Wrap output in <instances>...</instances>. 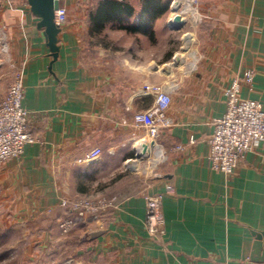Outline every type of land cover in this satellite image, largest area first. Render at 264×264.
I'll list each match as a JSON object with an SVG mask.
<instances>
[{
  "label": "crops",
  "instance_id": "0c3cea01",
  "mask_svg": "<svg viewBox=\"0 0 264 264\" xmlns=\"http://www.w3.org/2000/svg\"><path fill=\"white\" fill-rule=\"evenodd\" d=\"M101 1L61 0L69 18L55 62L28 0L0 7L13 67L0 66V99L23 68V106L39 139L0 168V240L27 242L26 264H264V240L255 252L264 234V144L232 176L209 161L225 90L246 70L254 81L242 82L240 95L264 109V0H199L205 19L192 35L193 72L171 66L173 51L164 52L169 12L151 24V40L124 29L145 21L143 0H130L134 15L111 19L98 34ZM147 85L170 87L174 122L159 138L168 151L163 176L149 189L125 164L146 138L134 117L154 104ZM96 148L101 159L86 162ZM147 195L162 197L163 241L146 230ZM84 197H116L120 205L63 235L60 222L76 215L62 202ZM96 231L104 234L92 239Z\"/></svg>",
  "mask_w": 264,
  "mask_h": 264
},
{
  "label": "built area",
  "instance_id": "2783aa9c",
  "mask_svg": "<svg viewBox=\"0 0 264 264\" xmlns=\"http://www.w3.org/2000/svg\"><path fill=\"white\" fill-rule=\"evenodd\" d=\"M129 2L130 0H118ZM187 0H172L167 26L174 30L178 24L174 22L176 16L181 17L182 31L191 30L185 37L193 35L205 19L199 7V0L193 1V14L186 11ZM11 0H0V7ZM181 3L180 7H176ZM68 10L60 6L55 13V22L62 28L68 22ZM8 38L5 28H0V56L8 53ZM185 44V43H184ZM196 44V40H195ZM195 46V45H194ZM195 48V47H194ZM172 66L180 65L175 62ZM189 62L185 61L186 71L196 70L198 50L196 58L189 56ZM9 62L11 59L9 58ZM16 68V67H15ZM14 81L9 85L7 94L0 99V168L11 159L24 155L28 146L39 142L34 136L30 124V112L24 108L25 87L23 84V68H16ZM254 81V72L246 70L242 77H238L230 87L225 90L227 98V111L225 115L215 120V130L210 139L209 161L214 170L232 176L252 153L264 144V109L262 105L250 99H244L240 95L241 83L251 86ZM146 94L154 96L155 101L149 109L139 112L134 117V125L137 129L146 132V138L138 140L135 144L134 156L126 161V168L139 163L138 172L143 183L149 189L152 182L161 178L162 166L168 161V151L159 143L161 133L173 126L174 122L168 116L171 105V89L166 85H147L144 88ZM194 143V141H192ZM146 146V150H144ZM177 150H182L181 146ZM102 150L94 149L87 154L85 161L93 163L101 159ZM145 226L149 236L156 241H163L166 235L163 203L160 195L146 196ZM75 214V217L67 218L60 222L59 229L63 235L70 234L86 219L104 213L110 209H118L120 203L116 197L106 198H78L73 201L64 200L61 204ZM1 207V205H0Z\"/></svg>",
  "mask_w": 264,
  "mask_h": 264
},
{
  "label": "rangeland",
  "instance_id": "374dc122",
  "mask_svg": "<svg viewBox=\"0 0 264 264\" xmlns=\"http://www.w3.org/2000/svg\"><path fill=\"white\" fill-rule=\"evenodd\" d=\"M172 2V1H171ZM170 4L169 6V13H170ZM191 29L186 28L182 31H176L171 30L172 32H165V34H162L160 37L161 42L164 44L165 47L164 52L171 50L173 51V54H171V59L169 60L170 65L172 66L174 63V57L178 56V54L184 55V61L189 62V54L185 52L184 46H185V35L187 32H189ZM111 37L114 35H110ZM118 39V38H117ZM131 40H133V37H130ZM8 41V40H7ZM197 42V41H196ZM195 47V48H194ZM191 51L197 50V45L195 44ZM10 54L9 51L6 54H3L0 56V66H5L6 68H10L13 71L12 63L9 62ZM186 66V64L178 65ZM139 168L136 167L135 169ZM132 167H128L127 171L132 174V176L136 177V179L140 180L143 183L142 178L138 175V172ZM144 185V184H143ZM109 199V198H106ZM26 246L27 242H17V240H12L11 235L5 236L3 240H0V264H26V258L24 256V253L26 252ZM41 263V261H39Z\"/></svg>",
  "mask_w": 264,
  "mask_h": 264
},
{
  "label": "trees",
  "instance_id": "16d2710c",
  "mask_svg": "<svg viewBox=\"0 0 264 264\" xmlns=\"http://www.w3.org/2000/svg\"><path fill=\"white\" fill-rule=\"evenodd\" d=\"M97 14L94 17L96 25H98L97 33L101 34L105 28V24L111 19H118V17L129 16L132 17L135 12L134 6L130 2H121L118 0H102L97 7ZM169 12V6L164 5L162 0H143V14L142 19L145 20L141 26H134L124 28L129 33H143L151 40L155 39V34L150 27L151 24L161 17L164 13Z\"/></svg>",
  "mask_w": 264,
  "mask_h": 264
},
{
  "label": "water",
  "instance_id": "95a60500",
  "mask_svg": "<svg viewBox=\"0 0 264 264\" xmlns=\"http://www.w3.org/2000/svg\"><path fill=\"white\" fill-rule=\"evenodd\" d=\"M32 14L40 20L38 24L39 30H43L47 45L50 48L53 62L57 61L60 56V34L62 29L55 22V13L61 6V0H28ZM181 17L176 16L174 22L178 25L173 27L174 30L182 29ZM178 62V58L175 59ZM146 150V146L143 147ZM104 234V231H96L92 233V239H97ZM255 245V252L258 254L263 246L264 234H258Z\"/></svg>",
  "mask_w": 264,
  "mask_h": 264
},
{
  "label": "bare ground",
  "instance_id": "6f19581e",
  "mask_svg": "<svg viewBox=\"0 0 264 264\" xmlns=\"http://www.w3.org/2000/svg\"><path fill=\"white\" fill-rule=\"evenodd\" d=\"M192 5H193V1L192 0H187L185 2L186 11L190 15L193 14V7H192ZM180 6H181V3H179V5L176 6V7H180ZM184 40H185L184 50H186L185 52H187L192 59H195L196 58V50L191 51V49L195 45V39H194V37L192 35H190V36L185 37ZM183 60H184V55L183 54H178V62H179L180 65H183L184 64L185 61L183 62ZM138 166H139V163H136L135 164V167H138Z\"/></svg>",
  "mask_w": 264,
  "mask_h": 264
}]
</instances>
